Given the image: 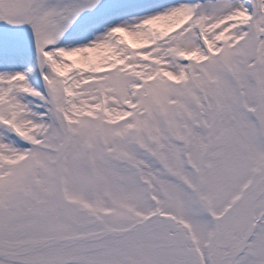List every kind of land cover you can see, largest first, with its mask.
Instances as JSON below:
<instances>
[{
	"label": "snow or ice",
	"instance_id": "snow-or-ice-1",
	"mask_svg": "<svg viewBox=\"0 0 264 264\" xmlns=\"http://www.w3.org/2000/svg\"><path fill=\"white\" fill-rule=\"evenodd\" d=\"M0 264H264V0H0Z\"/></svg>",
	"mask_w": 264,
	"mask_h": 264
}]
</instances>
